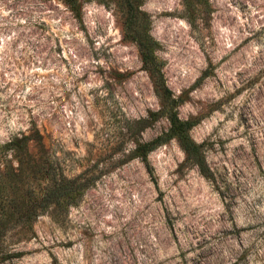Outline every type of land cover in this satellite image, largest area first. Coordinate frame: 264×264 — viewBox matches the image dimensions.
Wrapping results in <instances>:
<instances>
[{
    "label": "rangeland",
    "instance_id": "1",
    "mask_svg": "<svg viewBox=\"0 0 264 264\" xmlns=\"http://www.w3.org/2000/svg\"><path fill=\"white\" fill-rule=\"evenodd\" d=\"M142 10L213 177L177 140L149 168L136 156L170 124L116 1L77 18L61 0H0L3 186L22 203L50 180H90L76 204L13 221L6 264H264V0ZM34 126L44 146L16 160L6 144Z\"/></svg>",
    "mask_w": 264,
    "mask_h": 264
},
{
    "label": "trees",
    "instance_id": "2",
    "mask_svg": "<svg viewBox=\"0 0 264 264\" xmlns=\"http://www.w3.org/2000/svg\"><path fill=\"white\" fill-rule=\"evenodd\" d=\"M77 17H80L81 5L92 0H61ZM107 4L116 1L119 9L126 16L127 30H131L133 40L140 49L141 59L145 70L150 74L157 95L160 97L162 107L158 116L165 117L170 128L167 132L158 136L156 139L139 143L136 146L135 154L149 168L148 157L150 153L158 147L172 141L177 140L182 150L186 154L188 162L196 166L200 173L207 179L213 177V173L207 163L203 152L202 145L197 144L191 136V131L196 125L192 120H183L177 112L178 101L171 95L166 86L163 74V64L157 57L159 42L151 35L147 14L142 10L145 0H97ZM44 146L43 136L37 126L31 130L29 135L16 136L8 144L6 149L11 151L16 160L20 156L28 154L30 151V143ZM57 183L56 180H50L47 185L39 191H31L27 196V200L20 203L17 197L8 187L3 186L4 174L0 175V264H6L13 256L5 252L4 245L6 243L7 234L13 223L31 224L37 217L45 213L54 205L66 202L68 205L76 204L79 196L89 187L90 180L81 181V176L76 178H61ZM4 182V183H3ZM18 255V254H14Z\"/></svg>",
    "mask_w": 264,
    "mask_h": 264
}]
</instances>
